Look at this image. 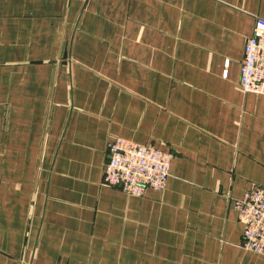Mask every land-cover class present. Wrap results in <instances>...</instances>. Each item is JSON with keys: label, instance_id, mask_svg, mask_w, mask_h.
Wrapping results in <instances>:
<instances>
[{"label": "crops", "instance_id": "1", "mask_svg": "<svg viewBox=\"0 0 264 264\" xmlns=\"http://www.w3.org/2000/svg\"><path fill=\"white\" fill-rule=\"evenodd\" d=\"M258 18L264 0H0V264H264L233 205L264 186V95L239 86ZM114 137L172 153L167 187L104 184Z\"/></svg>", "mask_w": 264, "mask_h": 264}, {"label": "built area", "instance_id": "2", "mask_svg": "<svg viewBox=\"0 0 264 264\" xmlns=\"http://www.w3.org/2000/svg\"><path fill=\"white\" fill-rule=\"evenodd\" d=\"M239 86L244 93L264 95V19H257L253 34L246 39ZM108 153L104 184L120 187L131 196H143L149 188L167 187L172 153L121 137L110 140ZM233 205L244 225L242 246L263 254L264 186L250 189L243 198L234 200Z\"/></svg>", "mask_w": 264, "mask_h": 264}]
</instances>
